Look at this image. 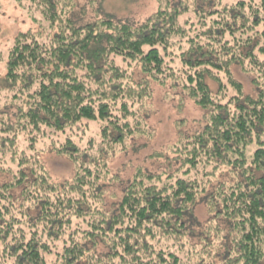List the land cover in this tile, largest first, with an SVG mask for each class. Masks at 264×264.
<instances>
[{"label": "trees", "instance_id": "1", "mask_svg": "<svg viewBox=\"0 0 264 264\" xmlns=\"http://www.w3.org/2000/svg\"><path fill=\"white\" fill-rule=\"evenodd\" d=\"M84 1L16 0L37 28L16 35L0 82V264H264V73L251 95L231 71L264 70V0H158L142 22ZM149 81L206 121L122 185L109 157L152 136ZM51 147L71 179H53Z\"/></svg>", "mask_w": 264, "mask_h": 264}, {"label": "rangeland", "instance_id": "2", "mask_svg": "<svg viewBox=\"0 0 264 264\" xmlns=\"http://www.w3.org/2000/svg\"><path fill=\"white\" fill-rule=\"evenodd\" d=\"M82 1V2H81ZM87 1L80 0L78 6ZM100 8V6L98 5ZM97 6L90 4L85 11H78L84 20H95ZM101 10L104 14L114 15L118 19L142 22L158 10V0H103ZM36 29L37 26L30 18L27 8L19 5L16 0H0V82L6 77L9 49L16 35L21 31ZM245 67V66H244ZM232 65L231 71L234 78L241 83L242 91L255 95L258 91L257 85L263 82L261 75L263 69L254 65L246 66ZM245 67V68H246ZM213 92H217L218 83L214 79L207 78ZM151 98L146 111L148 122L153 132L151 137H138L134 140L136 145L129 148L127 152L119 151L109 157V165L112 173L121 178L122 185L134 175L135 169L142 166L147 171L160 172L165 162L161 158L151 157L155 152H168V147L175 143L180 135H189L200 130L206 121V111L196 104L192 99L183 97L176 90L161 86L154 81H149ZM234 91V90H232ZM236 90L233 92L236 94ZM229 95L225 102L229 100ZM8 97V96H7ZM5 94L0 97V104L7 98ZM95 129V128H94ZM86 138L84 142L86 143ZM46 148L42 151V158L52 177L56 181L71 179L74 175V166L68 155H61L55 149ZM166 154V153H165ZM173 158L174 153H169ZM219 176L213 177L218 178ZM11 176L0 175V181H7ZM107 187L109 194L122 193L119 182ZM212 186H210L211 188ZM209 211L205 204L196 207L195 218L205 225L209 218ZM203 227V226H202ZM196 230H199L196 229ZM208 259V258H207Z\"/></svg>", "mask_w": 264, "mask_h": 264}]
</instances>
